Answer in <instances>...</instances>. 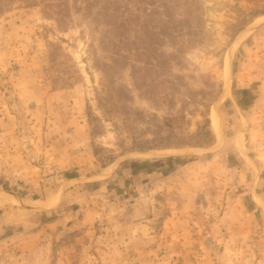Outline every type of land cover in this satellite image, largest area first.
I'll use <instances>...</instances> for the list:
<instances>
[{
	"label": "rangeland",
	"instance_id": "rangeland-1",
	"mask_svg": "<svg viewBox=\"0 0 264 264\" xmlns=\"http://www.w3.org/2000/svg\"><path fill=\"white\" fill-rule=\"evenodd\" d=\"M109 1L1 3L0 264H264V0Z\"/></svg>",
	"mask_w": 264,
	"mask_h": 264
},
{
	"label": "trees",
	"instance_id": "trees-1",
	"mask_svg": "<svg viewBox=\"0 0 264 264\" xmlns=\"http://www.w3.org/2000/svg\"><path fill=\"white\" fill-rule=\"evenodd\" d=\"M19 1L23 2L25 5H28V6H35L37 4L43 3V4L47 5L49 9L53 8V7H60L61 9H63V10H61L59 12V13H61V15H62V11H65V15L66 16H71V7H70L69 0H41L40 3H39V0H19ZM79 1L80 0H77V2H79ZM107 1L111 3V1H109V0H107ZM169 1L175 2V4H173V6L175 5L174 7L180 6V5H177V4L181 3L180 0H169ZM2 2H4V0H0V9H1V3ZM110 3L107 4L106 9H110V6H109ZM150 3L154 4L155 0H150ZM89 4L91 5V2ZM90 5H89V7H90ZM191 12H192V10L189 11V13H191ZM173 13H174V11H172V10L168 11V15H167V19H166L167 20L166 21L167 22V27L165 29H163V30H167V29H170V30H174L175 29L176 30L178 28V26H174V28H172V24L174 22L177 23V20L175 19ZM114 18L117 19L118 18V14H116L114 16ZM183 22H185V21H183V20H179L178 21L179 24L183 23ZM187 22H189V21L187 20ZM182 29H184V28L182 27L180 30H182ZM188 29L192 30V26L190 25L188 27ZM142 32H143V35L140 38L143 41V42L142 41L141 42L144 44L143 48H145L143 56H145V59H147V63H145V62H143V63L147 66V68L153 69L156 66V64H157V61H154V60L163 59L164 56H165V54H164V52L162 50H161L160 54H157L158 51H159V48H161V47H153V46H154L155 43L157 44L158 41L160 43V46L163 45V43H164L163 34H165L166 31L159 33V32H153V30H151V31L150 30H143ZM191 33L193 34L192 31H191ZM173 57L177 58V55H173ZM142 59L143 58H141L139 60H136V61L139 63V62L142 61ZM130 62H129L128 65L129 66L131 65L132 75L133 76H134V74H137V76L140 75V72L136 71V68H137L136 64H133V62H131V64H130ZM158 62L160 63V60ZM167 67H169V66H167ZM134 79H136V78H134ZM135 83H136V88L138 90L141 89V86H142V88L144 87L142 84H140L138 79L135 80ZM145 87H146L145 88V92L146 93H151L153 91V88L150 87L149 85L145 84ZM179 87L177 86L175 88L176 91L175 92L172 91V94L173 93H177V90L179 89ZM206 121H207L208 127L211 128L212 122H211V119L209 118V116H208ZM161 129H163V127L159 126V129L154 132V134H155L154 138L152 140H146L145 143L148 144V145L146 146V149H144L142 151L150 150L151 147H157V148H186V147H203L205 145L204 140L201 141L200 139H202V138H199V137L196 138L197 142H195V138L194 139L191 138V140H188V138H185L183 136H182V138H179L178 136H174L173 137L174 133H169V134H167L165 136H161L160 135V130ZM205 132H206L205 136L211 138V141H213L215 139V137H214V135H213V133L211 132L210 129L206 130ZM147 147H149V148H147Z\"/></svg>",
	"mask_w": 264,
	"mask_h": 264
},
{
	"label": "bare ground",
	"instance_id": "bare-ground-1",
	"mask_svg": "<svg viewBox=\"0 0 264 264\" xmlns=\"http://www.w3.org/2000/svg\"><path fill=\"white\" fill-rule=\"evenodd\" d=\"M239 142H241V140H240ZM4 198H5V199H6V198H7V199H11V198H13V197L10 196V195H9V197H7V194L0 193V201H1L2 199H4ZM5 199H4V200H5Z\"/></svg>",
	"mask_w": 264,
	"mask_h": 264
}]
</instances>
